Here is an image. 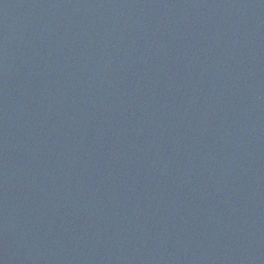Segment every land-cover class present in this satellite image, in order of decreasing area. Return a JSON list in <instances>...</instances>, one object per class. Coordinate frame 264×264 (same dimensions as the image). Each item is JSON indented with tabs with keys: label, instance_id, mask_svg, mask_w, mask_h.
Instances as JSON below:
<instances>
[{
	"label": "water",
	"instance_id": "obj_1",
	"mask_svg": "<svg viewBox=\"0 0 264 264\" xmlns=\"http://www.w3.org/2000/svg\"><path fill=\"white\" fill-rule=\"evenodd\" d=\"M0 264H264V0H0Z\"/></svg>",
	"mask_w": 264,
	"mask_h": 264
}]
</instances>
